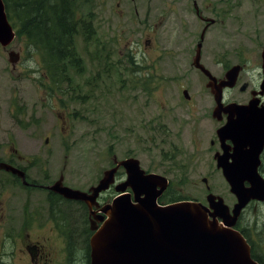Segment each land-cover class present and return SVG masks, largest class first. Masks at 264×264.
<instances>
[{"label": "rangeland", "instance_id": "1", "mask_svg": "<svg viewBox=\"0 0 264 264\" xmlns=\"http://www.w3.org/2000/svg\"><path fill=\"white\" fill-rule=\"evenodd\" d=\"M115 1L100 0L99 7L98 0H93L90 5H80V14L86 21L92 20L87 23L93 28H97L95 16L98 13L99 30L96 29V39L92 43L84 39L83 28L75 37L84 72L80 76L73 72L74 84L71 79L69 81L72 83L69 87L75 88L76 94L67 95L68 106L63 107L67 121L57 123L63 111L52 106L50 88L44 78L41 80L44 68L40 50L26 38L19 37L7 47L0 45V122L2 120L3 124L0 138L13 135L24 155L39 157L40 162L36 163L47 168L54 183L63 174L65 185L83 192H90V188L103 178L105 170L111 169L113 162H120L123 167V160L136 157L145 171L167 176L171 180L169 188L175 189L179 200H200L208 204L206 184L209 183L211 191L232 206L236 197L223 174L213 169L215 163L209 152L210 139L219 122L212 115L216 104L207 94L205 80L197 75L187 79L179 77L174 72L173 60L167 58L157 63L161 76L156 79L145 81L142 72L127 71L130 64L123 58L129 54L130 40L139 38V30L137 26L135 29L130 27V35L123 33L125 22L109 12L111 7H117ZM194 1L137 0L135 6L142 12L146 8L154 14L161 12L166 23L173 26H179L181 21L186 26H200L198 21L196 24ZM196 1L199 9L208 5L210 13L205 11V14L215 19L209 45H220L228 55L222 58L234 63L240 50V61L247 64V72L241 74L243 79L259 84L263 79L264 0ZM123 4V8L133 9L131 0H125ZM130 14L132 18L135 15L134 12ZM16 21L14 19L12 23ZM117 34H123V37L121 45L116 46L110 38ZM165 39L160 38L164 51L170 45ZM138 47L143 50L142 46ZM10 50L22 52L14 74L8 59ZM108 64L120 67L118 78L113 70L103 73ZM94 75H104L98 85L87 82ZM130 77L147 82L155 89L154 93L146 94L141 88L131 89L119 81ZM184 89L188 90L190 98L185 97ZM15 92L18 97L14 103L19 109L22 107L23 113L18 110L17 117H12L9 105ZM236 93L237 90L231 91L229 97L242 100L243 94ZM48 136L50 140L46 142ZM197 147L199 152L195 153ZM206 177L209 178L207 183L203 181ZM112 192L113 186L108 199L104 198L98 207L91 208L93 214L89 211L88 216L90 207L87 203L83 207V217L87 219L84 227L89 224L93 233L96 229H92V225L97 228L103 223L96 216L103 214L100 208L105 205L104 201L112 202ZM243 220L252 229V239L264 261V205L257 210L249 206ZM81 243L84 248L76 252L77 262L87 264L86 240Z\"/></svg>", "mask_w": 264, "mask_h": 264}, {"label": "flooded vegetation", "instance_id": "2", "mask_svg": "<svg viewBox=\"0 0 264 264\" xmlns=\"http://www.w3.org/2000/svg\"><path fill=\"white\" fill-rule=\"evenodd\" d=\"M135 2H137V0H131L133 9H125L122 7L123 1L116 0L115 3L117 7H111V9H109V12L112 13L114 18L118 20L121 19L122 22H125L126 26L123 25V33L128 32V35H130V29H135L136 26L139 30V38L130 40L129 54L123 58L130 64L127 67V71L142 72L145 81L152 78L156 79L161 76L158 71L157 63H160L165 58H167V60L172 59L176 75L183 79L197 75L199 76L198 78L204 79L207 87V94L209 93L211 98L213 97L215 100L211 89L207 86L209 75L205 70L209 71V73L220 80L226 76L227 72L233 66L241 65L242 70L239 72L236 84L233 87H224L223 89L222 101L224 106L232 102H237L240 105H248L254 98L260 99L258 109L264 106V95L258 93L262 80L259 84H256L252 83L250 80H244L241 75L242 72H247V64L244 61H240V50L238 51V56L234 63L223 59L227 58L228 55H225L226 50L220 49V45H209V36L212 29L211 25L215 22V19L205 14V11L210 13L208 5L202 7V10L198 8L197 1H194L193 10H195L194 13L196 14V24L198 21L200 26L192 24L186 26L183 21H181L179 26H173L168 21L166 23V17H164L161 12L154 14L147 8L145 12H142L138 9V6H135ZM99 5H101L100 0H98V7ZM95 8L97 9V6ZM193 10H188V12L191 11L192 13ZM131 12L135 13L133 18L130 14ZM98 16L97 13L95 16L96 29L99 28V23H97ZM122 37L123 34L122 36H118L117 34L116 36H112L110 40L117 46L121 45ZM161 37L164 39L167 37L165 40L170 44L166 51H164L161 46ZM138 46H142L143 50L140 51ZM210 47L211 49H209ZM170 49L172 50L171 52H169ZM15 52L20 53V59L17 63H12L10 61V56L8 58L13 67V74L22 58V52ZM138 52L140 55H137ZM96 61L100 60L96 59ZM197 62L202 67L198 66ZM42 67L44 68V73H42L44 76H41V80L44 78L46 86L50 88L49 94L51 97L49 100L52 106L63 111L60 119H57V123L64 119L67 121V112L63 110V107L65 108L68 106V104H66L67 95L70 93L76 94L74 91L75 88L69 87L67 76L62 77L61 80L55 79L52 76V72L47 70L46 66H44L43 58ZM118 69H120V67H118L117 64H108L103 73L105 74L106 70H113L115 76L118 78V75H120ZM94 77H96V80L93 81L92 84L98 85L104 75H94L93 78ZM119 81L120 83H126L131 89L141 88L146 94L154 93L155 91V89L150 88L147 82L144 83L143 80H136V78L130 77L129 79H121ZM235 90H237V93L241 92L243 94L242 100L229 97V93ZM56 94H59L58 98L53 99L52 96ZM17 97L18 94L16 92L12 94L13 102L9 105V111L12 117H17L18 110H21V113H23L22 107L19 109L18 105L14 103ZM215 106L216 105H214V108ZM227 107H225L224 111L220 114L221 119H216L219 124L214 128V136L210 139L211 148L209 152L212 154V159L215 163L213 169L223 174V169L218 166L216 156L224 155L228 158L229 162H232L234 158H236L239 163V168L241 158L243 162L242 168H251L252 172L257 171L263 176L264 180V145L259 153V162L257 164L256 156L253 157L252 155L253 147H256L255 145L252 146L249 143H245L241 148L239 147L238 151H235V142L232 137L227 136L223 142L221 141L222 139H220L218 135V129L225 126L232 117L237 118L236 115L233 116L232 112L226 110ZM245 116H251V114H246ZM2 125L1 120L0 127ZM252 130L253 128L251 127L244 128L246 132H251ZM238 132L240 133V127L238 128ZM259 133V135L263 134L260 130ZM226 135L231 134L226 132ZM49 140L50 136L46 138V142H49ZM198 150L199 148L197 147L195 153L199 152ZM36 162H40L39 157L34 158L24 155L20 151L19 145L13 135H6L0 138V164L4 163L11 165L24 174L22 176L19 173H14L11 170L0 167V264H78L76 252L78 249L84 248L81 243L84 242V239L86 240V249L90 247L88 256L89 261L87 259V264H91L90 237L93 232L89 228V224L87 228L84 227V224L87 222V219L83 217V207H86L85 202L67 198L60 192L51 189L54 183L51 180L52 174L47 168L39 167L40 164L38 165ZM117 164L118 163L115 161L111 167ZM204 179L207 181L209 180L208 177ZM204 179L203 181H205ZM126 180V169L124 166H120L115 175V182L108 190L100 193L98 198L99 202L103 201L104 198L108 199V194L112 186L113 198L111 200L113 201L116 196L121 194L117 191V187L122 185ZM207 181H205V183H207ZM168 182V188L159 199V202L162 204L172 203L180 199L174 192L175 189L173 191L169 188L171 185V180L169 178ZM206 188L208 194L212 192L209 183L206 184ZM125 193L133 194L134 197V191L130 185L126 187ZM237 200L236 197V202ZM104 202L107 204L111 201ZM236 202H234L232 206L228 204L230 206L228 217L230 218H228L227 221L219 216H217V219L226 227H229L226 225L229 224V220H234V225H231L233 226L232 228L242 232L252 249L253 245L248 238L249 236L252 239V229L246 225L247 222L243 220V217L245 210L249 206H253L254 210H257L264 205V200L254 199L250 201L242 210L241 214L239 211L237 216H234L233 207ZM89 211L90 210L87 211L88 216ZM213 211L214 209L210 208V213ZM101 224L102 222L100 225Z\"/></svg>", "mask_w": 264, "mask_h": 264}, {"label": "water", "instance_id": "3", "mask_svg": "<svg viewBox=\"0 0 264 264\" xmlns=\"http://www.w3.org/2000/svg\"><path fill=\"white\" fill-rule=\"evenodd\" d=\"M16 37L17 30L8 17L5 2L0 0V45L7 47ZM9 56L12 63L20 59L19 52L10 51ZM261 56L263 79L258 93L264 95V48ZM197 65L202 67L198 62ZM241 70V65H235L220 80L205 70L209 75L207 86L216 101L213 116L221 119L220 114L228 106L226 110L237 117H232L218 129L221 141L227 136L232 137L235 151L245 143L255 145L252 155L256 156L258 164L259 153L264 145V106L258 109L259 98L252 99L248 105L232 102L224 106L222 101L224 87H233ZM183 94L190 98L187 89ZM245 127L253 130L246 132ZM259 130L262 135H259ZM226 132L231 135H226ZM216 158L231 192L238 199L233 207L234 216L239 211L241 214L250 201L264 200L262 175L257 171L252 172L251 168H242L241 158L240 168L236 158L232 162L224 155ZM121 164L126 169L127 180L117 187L121 194L100 208L103 214L98 213L96 217L103 221L102 225L97 228L92 225V229L96 230L90 237L91 264H260L252 256L251 245L246 237L232 228L234 220L225 223L229 227L218 221L217 216L226 221L230 218V206L221 195L209 193L208 205L187 199L162 204L159 199L169 184L166 176L147 173L136 157L127 158ZM0 167L24 175L11 165L2 163ZM119 167L120 162L106 169L103 178L88 193L65 185L63 174L51 189L68 198L85 201L93 214L91 208L100 205L98 197L115 182ZM128 185L132 187L134 197L133 194L125 193ZM210 208L214 209L212 213Z\"/></svg>", "mask_w": 264, "mask_h": 264}, {"label": "trees", "instance_id": "4", "mask_svg": "<svg viewBox=\"0 0 264 264\" xmlns=\"http://www.w3.org/2000/svg\"><path fill=\"white\" fill-rule=\"evenodd\" d=\"M92 1L4 0L11 23L12 20H17L12 23L17 28V37L26 38L40 50L44 66L52 72L55 79L61 80L67 76L72 82L73 72L77 75L84 72L83 59L79 55L75 39L80 33V28H83L81 31L88 43L96 39V28L87 23L92 20L86 21L85 16L80 14V5H90ZM95 80L96 77L87 79V82L92 84ZM69 86H72V83L69 82ZM248 238L253 245L252 256L260 264H264L263 255L258 253L254 240L249 236ZM89 250L90 247L87 249L88 256Z\"/></svg>", "mask_w": 264, "mask_h": 264}, {"label": "bare ground", "instance_id": "5", "mask_svg": "<svg viewBox=\"0 0 264 264\" xmlns=\"http://www.w3.org/2000/svg\"><path fill=\"white\" fill-rule=\"evenodd\" d=\"M68 198V197H67ZM70 199H72V198H70ZM76 200H78V199H76ZM83 201V200H82Z\"/></svg>", "mask_w": 264, "mask_h": 264}]
</instances>
